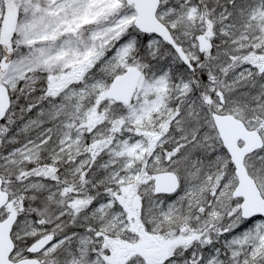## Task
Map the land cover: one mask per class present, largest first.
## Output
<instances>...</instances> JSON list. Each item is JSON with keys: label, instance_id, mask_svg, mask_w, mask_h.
<instances>
[{"label": "snow or ice", "instance_id": "obj_1", "mask_svg": "<svg viewBox=\"0 0 264 264\" xmlns=\"http://www.w3.org/2000/svg\"><path fill=\"white\" fill-rule=\"evenodd\" d=\"M0 264H264V0H0Z\"/></svg>", "mask_w": 264, "mask_h": 264}]
</instances>
